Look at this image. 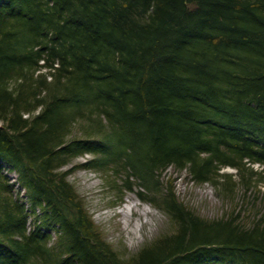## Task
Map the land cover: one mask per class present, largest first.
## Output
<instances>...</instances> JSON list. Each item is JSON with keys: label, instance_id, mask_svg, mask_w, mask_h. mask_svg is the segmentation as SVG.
<instances>
[{"label": "trees", "instance_id": "16d2710c", "mask_svg": "<svg viewBox=\"0 0 264 264\" xmlns=\"http://www.w3.org/2000/svg\"><path fill=\"white\" fill-rule=\"evenodd\" d=\"M170 166L261 191L264 0H0V264H264V203L249 224L202 216ZM80 167L174 229L115 250Z\"/></svg>", "mask_w": 264, "mask_h": 264}, {"label": "rangeland", "instance_id": "374dc122", "mask_svg": "<svg viewBox=\"0 0 264 264\" xmlns=\"http://www.w3.org/2000/svg\"><path fill=\"white\" fill-rule=\"evenodd\" d=\"M91 156L81 155L65 169L90 159ZM224 169L235 172L231 167ZM167 174L172 178L171 182L180 200L208 218H220L234 211L235 214L241 213L240 222L249 224L255 218V211L264 203V183L259 186L261 191L251 188L247 190L246 196L245 189L239 186L236 197L230 199L224 198L219 190L209 183L194 182L185 170L178 171L170 166ZM69 179L80 197L84 198L104 239L122 254L137 252L139 247L154 241L161 233L174 229L164 210L154 206L150 201H144L136 190L126 191L124 200H120L117 190L109 186L103 172L80 167L69 175ZM137 188L136 186L135 189ZM125 214L129 220L127 228L124 226Z\"/></svg>", "mask_w": 264, "mask_h": 264}, {"label": "bare ground", "instance_id": "6f19581e", "mask_svg": "<svg viewBox=\"0 0 264 264\" xmlns=\"http://www.w3.org/2000/svg\"><path fill=\"white\" fill-rule=\"evenodd\" d=\"M124 218H125V228H127V225L129 224L128 222H129V220H128V218H127V214H125L124 215Z\"/></svg>", "mask_w": 264, "mask_h": 264}]
</instances>
